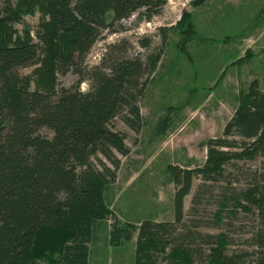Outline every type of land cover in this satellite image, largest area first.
<instances>
[{"label": "trees", "instance_id": "16d2710c", "mask_svg": "<svg viewBox=\"0 0 264 264\" xmlns=\"http://www.w3.org/2000/svg\"><path fill=\"white\" fill-rule=\"evenodd\" d=\"M165 3L0 0V264H36L38 260L86 264L87 244L107 216L103 201L110 182L107 177L114 176L98 155L117 165L113 148L126 153L121 136L111 125L117 117L129 126L137 124L141 118L137 94L141 89L135 83L138 60L123 55L118 44L109 45L97 65L85 69L83 64L103 31H110L138 11L150 19ZM35 10L42 22L35 31L37 41L27 26L21 30L15 27ZM190 17L183 11L168 30L192 33ZM149 43L147 38L140 41L143 47ZM155 60V56L150 59L151 68ZM33 65L42 68L35 88L19 73L20 68ZM67 72L80 76L72 88L59 86L56 80L57 74ZM84 77L89 87L82 91L79 84ZM236 101L222 136L204 141L206 159L200 168L166 167L174 184V220L146 218L138 227L118 222L112 225L110 234L115 243L121 237L130 240L137 231L135 264H152L149 251L158 246L163 251L169 244L168 264H189L195 242L209 247L205 264H238L237 256L226 253L229 241L224 233L191 231L183 219V200L195 175L216 180L231 159L257 154L264 161V91L253 80L238 90ZM165 120L159 121V131ZM208 192L206 185L197 186L189 212ZM238 208L259 220L254 264H264V173L254 175L253 181L239 191L222 186L214 220L220 224L227 210L235 217Z\"/></svg>", "mask_w": 264, "mask_h": 264}, {"label": "rangeland", "instance_id": "374dc122", "mask_svg": "<svg viewBox=\"0 0 264 264\" xmlns=\"http://www.w3.org/2000/svg\"><path fill=\"white\" fill-rule=\"evenodd\" d=\"M195 1L166 0L160 12L150 19L135 12L110 31H103L85 58L83 67L87 69L100 62L109 45L118 44L123 55L138 60L135 83L141 89L137 94L141 115L137 124L129 126L117 117L111 125L121 136L126 153L113 148L117 165L98 155L114 176L107 177L110 182L103 197L107 216L99 222L95 238L87 244L86 264H135L137 231L130 240L121 237L115 243L110 234L112 225L118 222L138 227L146 218L172 222L174 184L166 167L200 168L206 159L204 141L222 136L224 125L237 106L238 90L255 80L264 91V0H208L198 6L193 4ZM183 11L190 14L194 26L187 35L168 30L180 20ZM24 25L37 41L35 31L42 27L39 11L28 12L15 27L21 30ZM183 28L186 29L185 24ZM146 38L150 43L143 47L140 41ZM153 56L156 62L151 68ZM19 73L35 88L42 68L27 66L20 68ZM78 79L80 76L72 72L56 75L58 85L63 87L72 88ZM88 87L84 77L79 89L85 91ZM163 117L166 120L159 131L158 123ZM261 173L264 161L257 154L252 158L231 159L216 180L195 175L183 200V219L188 228L202 233H224L229 241L226 253L237 256L238 264L255 263L258 248L254 237L261 225L257 217L240 208L235 217L231 210L224 211L218 224L214 214L219 193L225 185L239 191ZM199 184L206 185L209 192L189 212ZM197 243L191 245L193 255L189 264H205L209 247ZM171 247L169 244L163 251L160 246L151 249L152 264H168L166 255Z\"/></svg>", "mask_w": 264, "mask_h": 264}]
</instances>
